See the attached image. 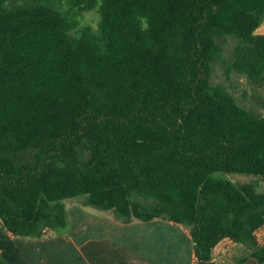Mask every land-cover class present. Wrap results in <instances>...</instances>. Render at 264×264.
<instances>
[{"label": "trees", "instance_id": "16d2710c", "mask_svg": "<svg viewBox=\"0 0 264 264\" xmlns=\"http://www.w3.org/2000/svg\"><path fill=\"white\" fill-rule=\"evenodd\" d=\"M69 1L98 7L97 28L78 30L59 0H0L8 232L67 233L79 200L122 224L182 225L192 264L264 262V191L213 176H264V115L212 81L216 63L264 81V0Z\"/></svg>", "mask_w": 264, "mask_h": 264}, {"label": "crops", "instance_id": "0c3cea01", "mask_svg": "<svg viewBox=\"0 0 264 264\" xmlns=\"http://www.w3.org/2000/svg\"><path fill=\"white\" fill-rule=\"evenodd\" d=\"M67 213L70 228L64 234L41 238L23 237L13 236L8 230L2 229L0 253L9 264H47L50 256H53L50 250L53 245L62 249L68 244L79 249L83 264H173L163 259L159 261L156 255L153 257L148 252L140 254L139 249H144L143 243L148 242L149 237L131 234L134 227L148 229L149 225L158 226L159 223L167 227L161 221L122 224L108 215L86 209L79 200L67 201ZM151 229L152 227L148 231ZM183 238L187 241L185 237ZM185 256H188L187 263L178 258L177 264H192V250L189 254L187 251ZM241 264L264 262L251 257Z\"/></svg>", "mask_w": 264, "mask_h": 264}, {"label": "rangeland", "instance_id": "374dc122", "mask_svg": "<svg viewBox=\"0 0 264 264\" xmlns=\"http://www.w3.org/2000/svg\"><path fill=\"white\" fill-rule=\"evenodd\" d=\"M59 6L65 12L69 13L71 17L79 20L78 30L86 26L97 28L98 22L101 19V13L98 7L79 13L77 8L73 7L69 0H59ZM256 33H264V19L257 28ZM236 43V37H227L225 51L223 53L225 59H229L232 56ZM212 81L214 83L224 84L243 106L264 115V81L256 82L251 80L247 75L241 74L235 70L228 71V66L223 63L215 64ZM32 155L33 151L20 152L17 155V159L23 162L31 158ZM88 156L89 152L86 149H82L81 157L86 159ZM213 176L230 180L238 185L249 183L254 185L259 191H264V176L258 174L240 172L225 173L218 171L213 173ZM155 220L161 221L163 224L165 223L167 227L159 223L158 226H153V224L149 225V228L152 227L149 231V228L141 229L140 227H134L133 231H131V234L149 237V241L143 243L144 249H139L138 252L143 255L145 252H148V254L153 257L156 255L159 261L163 259L165 262L168 261L169 263L177 264V259L181 258L182 262L187 263L188 256L185 255L187 251L189 254L192 250V240L185 231V228L182 225L172 224L162 219ZM2 229L4 230L6 227L0 218V237L2 236ZM181 234L184 235L181 236ZM183 237L190 243L189 246L188 242L185 241ZM50 250L53 252V256H50L51 259L47 264H83L81 253L74 245L66 244L62 249L53 245ZM179 253H181V255H178Z\"/></svg>", "mask_w": 264, "mask_h": 264}]
</instances>
